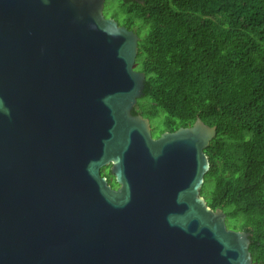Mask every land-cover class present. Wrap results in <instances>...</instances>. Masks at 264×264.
<instances>
[{
    "label": "water",
    "instance_id": "obj_1",
    "mask_svg": "<svg viewBox=\"0 0 264 264\" xmlns=\"http://www.w3.org/2000/svg\"><path fill=\"white\" fill-rule=\"evenodd\" d=\"M115 5L0 0V264H251L200 194L216 125L153 137L132 114L145 74Z\"/></svg>",
    "mask_w": 264,
    "mask_h": 264
},
{
    "label": "trees",
    "instance_id": "obj_2",
    "mask_svg": "<svg viewBox=\"0 0 264 264\" xmlns=\"http://www.w3.org/2000/svg\"><path fill=\"white\" fill-rule=\"evenodd\" d=\"M109 15L139 26L132 114L160 117L153 136L196 117L216 125L200 194L250 232L251 264H264V0H117ZM101 175L116 185L109 166Z\"/></svg>",
    "mask_w": 264,
    "mask_h": 264
},
{
    "label": "flooded vegetation",
    "instance_id": "obj_3",
    "mask_svg": "<svg viewBox=\"0 0 264 264\" xmlns=\"http://www.w3.org/2000/svg\"><path fill=\"white\" fill-rule=\"evenodd\" d=\"M107 1V0H106ZM121 3H125V4H128V3H134V4H143L144 3V0H119ZM104 10H105V6H104V9H103V12H104ZM126 23H128L129 24V26L130 27H127V26H125V25H122V24H119L118 23V25H122V26H125L127 29H129V30H132L133 32H135L137 35H138V37H139V39H140V35H139V33H138V30H139V26H138V24L137 23H130V20L129 21H127ZM144 117V116H143ZM147 118V117H146ZM149 122H150V128H151V133H152V130H153V126H152V122L149 120ZM153 136V135H152ZM153 137H158V136H153ZM100 173H101V170H100ZM113 178V177H112ZM113 188H116L117 187V185H114V186H112Z\"/></svg>",
    "mask_w": 264,
    "mask_h": 264
},
{
    "label": "rangeland",
    "instance_id": "obj_4",
    "mask_svg": "<svg viewBox=\"0 0 264 264\" xmlns=\"http://www.w3.org/2000/svg\"><path fill=\"white\" fill-rule=\"evenodd\" d=\"M117 4V0H112ZM226 226L230 229H236L233 226L238 223V219L236 218H225Z\"/></svg>",
    "mask_w": 264,
    "mask_h": 264
}]
</instances>
